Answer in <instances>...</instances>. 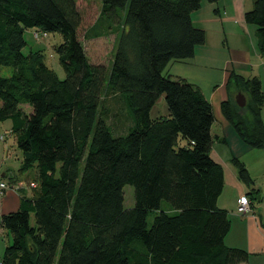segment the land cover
<instances>
[{"label": "trees", "instance_id": "1", "mask_svg": "<svg viewBox=\"0 0 264 264\" xmlns=\"http://www.w3.org/2000/svg\"><path fill=\"white\" fill-rule=\"evenodd\" d=\"M202 1L100 0L84 38L115 36L112 61L104 66L87 56L81 32L90 17L76 0H0V123H12L21 173L36 172L27 185L31 195L1 217L12 243L0 264L249 261L247 251L226 245L230 212L218 206L225 168L212 157L215 141L225 138L212 135L213 106L199 87L164 75L205 44V31L192 19ZM244 18L257 27L264 54V0H253ZM31 29L62 37L54 51L63 80L43 50L24 52ZM3 67L12 74L1 75ZM227 88L223 117L245 145L264 148L260 78L230 70ZM233 91L247 92L253 102L239 108ZM162 96L168 116L152 118ZM232 163L253 187L240 158ZM127 185L134 188L132 209L124 206ZM259 192L245 197L252 201Z\"/></svg>", "mask_w": 264, "mask_h": 264}, {"label": "rangeland", "instance_id": "2", "mask_svg": "<svg viewBox=\"0 0 264 264\" xmlns=\"http://www.w3.org/2000/svg\"><path fill=\"white\" fill-rule=\"evenodd\" d=\"M78 4L80 5L82 11L84 14L89 18L86 21V24L81 32V38L82 43L85 47L87 56L89 57L90 61L96 65H104L108 66L110 65L114 53V42H115V36H103L100 38H95L91 40H87L84 38V31L87 27H89L93 22H95L96 18L99 16L101 11V2L100 0H76ZM253 8V0H217L214 2H210L209 0H203L202 6L200 10L193 13L192 17L195 21L196 26H200L198 19L203 21H209L212 22L210 25L214 22V25L216 23L214 19V15L218 13V11L221 12L222 16L229 22V20H235L231 22L232 29L231 31L227 30L223 31L222 35L224 33L230 32L235 33L237 35H231L228 33L230 40L232 41V37L234 40L239 44L248 45L249 48L257 47L258 48V40L255 36V32L257 30V27L254 25H249L243 23H239V18L241 15L245 14L246 12L252 10ZM240 16V17H239ZM234 23V24H233ZM194 25V26H195ZM235 25V26H234ZM206 26V25H205ZM214 27V26H213ZM36 32H40L38 29H31L28 30L25 33L26 41L28 42V46L25 49V53L28 54L31 50L37 51V50H43L46 63L47 65L52 68L60 79L65 78V73L62 68V66L59 63V59L57 54L54 51V46L59 45L63 42L62 37L59 34H49L47 37L43 35L36 34ZM41 34V32H40ZM221 35V36H222ZM227 37V35H226ZM225 39L222 38L223 43H225ZM212 39V37H211ZM253 63L255 65L254 67V75H256L258 78L259 76L262 77V80L264 81V65L259 64L260 60L259 58L253 57ZM214 69L201 67L198 68L195 64V61L193 59L184 60L183 62H172L167 69L164 72L165 76H170L171 79L176 80L178 78H188L190 79V82H197V86L199 85L202 89V91L205 93L208 100L210 99V94L214 92V89L221 84V78L222 73L216 72L214 73ZM12 74L11 68H1V75L3 76H10ZM238 74H241L238 72ZM247 77H251L250 75H247ZM237 92L233 91L232 98L235 101V97ZM244 94V93H243ZM246 94V95H245ZM244 96L246 99V105L251 104L253 101L251 97L248 95L247 92H245ZM238 106V105H237ZM239 107V106H238ZM246 107V106H245ZM243 107V108H245ZM241 108V107H239ZM242 108V109H243ZM152 117L156 118L158 116H164L168 114V107L165 102V97L162 96L156 105L154 106L152 110ZM240 114H242L240 112ZM262 120L264 122V107L262 109ZM113 121H110L112 124ZM11 121H6L4 123H0V137L3 136L4 140H0V170L1 173L3 170H11V175H9L6 178V181L9 185H13V188L8 189L7 195L17 198H19L22 195H31V191L28 188L27 185H29L30 180H34L36 176L35 170H30L25 173H21L20 166L22 161V154L18 150L17 146H15L14 142V136L11 132ZM212 135L213 136H220L221 138L225 137L223 128L219 122H215L213 128H212ZM228 139L229 144H224L222 142L215 141L214 147H213V155L216 153L217 155L222 156L221 158L225 160L226 164V170H227V184L225 185L224 192L222 196L219 199V206L224 209L230 210V217L233 220V230L232 234L233 237H235L236 241L228 242V245L237 243V246H240L241 249L243 246H246V244L243 241L242 237V224L238 225L237 222H235V219L241 218L240 215H245L239 212V206H238V198L241 194V186L244 184L238 177V169L236 168V165L232 163L231 160L232 156L241 158L240 160L246 165L252 179L255 181V185L253 187L247 188L246 192H250L251 189L259 190L260 192L256 194L257 198L255 200V203L257 204V207H259V211H264V148L260 149H252L244 152H240L236 147L235 143H233L232 139L226 137ZM236 149H235V148ZM232 153V154H231ZM239 179V182L237 178ZM10 176H16L20 183H13V181L10 180ZM240 184L241 186L239 187ZM19 189H22V191H19ZM124 206L126 209H132L135 206V199H134V188L130 185H127L124 187ZM244 189H243V191ZM258 200V202H257ZM240 205V203H239ZM252 211V203L249 202V211ZM264 217V212L261 213ZM155 214H151L149 217V223L152 224L154 220ZM264 219V218H263ZM33 222V220H32ZM0 223H1V216H0ZM12 243L11 236H8V233L6 230H4L1 227L0 224V260L2 259L4 255V251L8 245ZM233 246V245H232ZM245 250V249H242ZM245 264H264V254H254L250 255L249 261Z\"/></svg>", "mask_w": 264, "mask_h": 264}, {"label": "crops", "instance_id": "3", "mask_svg": "<svg viewBox=\"0 0 264 264\" xmlns=\"http://www.w3.org/2000/svg\"><path fill=\"white\" fill-rule=\"evenodd\" d=\"M244 16H245V14L241 15V17L239 16L240 17L239 23H241L242 21H243V23L245 22ZM192 19H193V17H192ZM214 19L216 21L215 25H214V22L210 25V23L212 22L211 20L203 21L202 19L201 20L198 19V22L200 25L199 27L195 25V21L193 20L196 28L203 29L205 31L206 42L204 45L196 48L195 57L192 59L195 61V64L197 65L198 68L206 67V68L214 69L216 72L219 71L222 73L221 84L214 89V92L212 94H210L211 100H208V99L207 100L213 106L216 122H219L223 128V132L225 135V137H223V138H225L224 144H227V143L229 144L228 139L226 138V137H228V138L232 139L233 143H235L236 147L239 148L238 150L240 152L252 150L249 146L245 145L238 138L237 134L234 132L232 127L225 120V118L223 117L222 112H221V104L224 101H227L231 96L230 90L227 88V82H228L230 70H234L237 73L238 72L241 73L240 75H242L245 78H248L247 75L251 76L249 78L257 77L256 75H254L253 69H254L255 65L253 63V59H254L253 57H255V58L258 57L260 60L259 64L264 65V54H261L259 51V48H257V47L249 48L248 45H246L244 43H243V45H239L234 40L233 37H232V41H231L229 36H228L229 35L228 33H230V32H228L227 34L224 33V35H222L223 31H226V32H227V30L231 31L232 26L231 25L228 26V24H231V22H233L235 20H229V22H228L227 21L228 19L224 18L220 11H218V13L214 15ZM245 24H247V23L245 22ZM226 35H227V37H226ZM231 35L234 36L237 34H235V33L231 34L230 33V36ZM255 36L257 37L256 32H255ZM211 37H212V39H211ZM225 37H226L225 43L222 44ZM222 38H224V39L222 40ZM215 71H214V73H216ZM259 78L262 82V90L264 92V81L262 80V77L259 76ZM183 79H185L187 82L197 86V84H196L197 82H195L194 80H193V82H190V79H188V78L184 77ZM197 87H199L201 89V87L199 85ZM204 95H205V93H204ZM205 97H206V95H205ZM151 116H152V114H151ZM164 116H168V114L164 115ZM158 117H160V116H158ZM218 137L221 138L220 136H218ZM15 146H16V144H15ZM214 154L215 155H213V151H212V157L217 162L222 164L225 168V185H226L227 184V181H226L227 170H226L225 160H224V158L223 159L221 158L222 156L217 155L216 153H214ZM233 157L234 156H232V158ZM232 158H231V160H228V161H232ZM9 175H11V170L5 169L2 171V177L3 178L6 179ZM235 177H236V175H235ZM10 180L13 181V183H15V182L20 183V181L18 180V178H16V176H10ZM237 180L239 181L238 178H237ZM20 184H22V183H20ZM238 185H239V187L241 186L240 184H238ZM242 185H243V187L241 186L240 188L242 191L244 189L245 193L241 191L240 197L238 198V201H237L239 207H240V205H239L240 198L243 196L245 197L248 194V192H246L247 188L244 186V184H242ZM7 192L5 193V195L3 197H0V216L1 217L5 214L17 211L19 209V206H20V198H19V200H17V198L8 196ZM255 197H257V196H255ZM248 199L250 200V202H252V211H250L248 213H242L245 215H243V216L240 215L241 218L235 219V222H237L238 225L242 224L241 226L243 228V232H242L243 238L242 239H243L244 243L246 244V246H243L242 249H245V251H247L250 255L264 254V219H263L264 217L261 216L262 215L261 213L264 211H262V212L259 211L260 209H259V207H257V204L255 203L256 199L253 198L254 200H252V201H251L252 198L249 197ZM257 202H258V200H257ZM218 206H219V201H218ZM262 207H264V206L262 205ZM222 209H224V208H222ZM226 210H228V209H226ZM228 211L230 212V210H228ZM230 219H231V217H230ZM231 222H232V229H231L230 234L226 238V245L228 247H231V248H240L241 249L240 246H237L238 242L235 244L228 245V242H230L231 240H232V242H233V240H234V242L236 241L235 237H233V234H232L233 223H234L232 219H231ZM243 264H245V263H243Z\"/></svg>", "mask_w": 264, "mask_h": 264}, {"label": "built area", "instance_id": "4", "mask_svg": "<svg viewBox=\"0 0 264 264\" xmlns=\"http://www.w3.org/2000/svg\"><path fill=\"white\" fill-rule=\"evenodd\" d=\"M9 184H7L2 177V174L0 172V197H3L5 195V193L8 191L9 189ZM11 189V188H10ZM249 200L246 197H241L239 200L240 203V207H239V211L241 213H248L249 211Z\"/></svg>", "mask_w": 264, "mask_h": 264}, {"label": "water", "instance_id": "5", "mask_svg": "<svg viewBox=\"0 0 264 264\" xmlns=\"http://www.w3.org/2000/svg\"><path fill=\"white\" fill-rule=\"evenodd\" d=\"M235 101H236V104L241 108L246 106V99L242 92H238V94L235 97Z\"/></svg>", "mask_w": 264, "mask_h": 264}]
</instances>
